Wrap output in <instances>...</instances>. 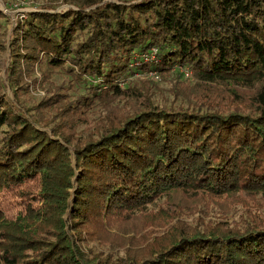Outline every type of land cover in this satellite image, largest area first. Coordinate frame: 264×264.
<instances>
[{
	"label": "trees",
	"instance_id": "obj_1",
	"mask_svg": "<svg viewBox=\"0 0 264 264\" xmlns=\"http://www.w3.org/2000/svg\"><path fill=\"white\" fill-rule=\"evenodd\" d=\"M65 1L17 15L7 73L13 92L22 61L96 80L92 95L55 99L64 121L68 106L122 94L133 52L154 45L158 57L143 67L189 65L202 79L256 84L257 108L149 102L81 136L7 96L0 78V264H264L256 217L199 232L166 222L144 251L116 259L81 245L174 189L264 193V0ZM9 20L0 8L3 35Z\"/></svg>",
	"mask_w": 264,
	"mask_h": 264
},
{
	"label": "rangeland",
	"instance_id": "obj_2",
	"mask_svg": "<svg viewBox=\"0 0 264 264\" xmlns=\"http://www.w3.org/2000/svg\"><path fill=\"white\" fill-rule=\"evenodd\" d=\"M5 2V0H3ZM11 11H7L11 23L5 35L0 32V42H5L7 51L0 44V78L3 92L16 98L30 112L42 119H54L65 123L67 130L85 136L109 118L127 112L133 107L149 104H184L185 106L216 105L224 110H255L253 86L227 80H207L198 77L193 69L192 76H185L179 64L170 71H160V77L151 74L150 68L142 65L129 67L125 80L120 86L124 91L120 95L104 93L88 104L76 103L68 106L63 115L55 113V99L62 101L77 100L81 95L91 94V83L96 80L87 74L76 73L67 66L51 65L47 60L34 64L21 62L18 87H13L8 78L10 66L11 32L15 27L16 16L27 12L28 8H38L45 2L58 3V9L70 5L65 0H6ZM17 3V4H16ZM1 5V3H0ZM2 50V51H1ZM107 87V86H104ZM96 100V101H95ZM94 103V105H93ZM55 107V108H54ZM74 120L71 122L70 120ZM50 130V127H48ZM1 135V130H0ZM13 204H11V207ZM66 216L71 217L70 209ZM252 217L264 220V193L246 190L216 195L207 191H186L174 189L163 193L145 208L136 209L123 217L111 220L108 227L100 233L98 239H91L86 233L81 243L87 252L102 253L112 259L125 256L127 252L144 251L151 231L168 230L166 222L176 223L183 231L199 232L211 225L232 228L245 224Z\"/></svg>",
	"mask_w": 264,
	"mask_h": 264
},
{
	"label": "built area",
	"instance_id": "obj_3",
	"mask_svg": "<svg viewBox=\"0 0 264 264\" xmlns=\"http://www.w3.org/2000/svg\"><path fill=\"white\" fill-rule=\"evenodd\" d=\"M0 3H1L0 8L3 11H5L6 13H8L7 11H11L8 8L7 4L3 0H0ZM33 9H37V8L31 7V8H28L27 10L29 11V10H33ZM25 16H26L25 13L20 14V17H25ZM15 18H16V22H17V16ZM16 22H15V24H16ZM158 52H159V49L156 45L151 46L150 48L142 50V51L135 50L133 52L132 57H131L130 66L131 65L139 66L143 63L155 61L158 57ZM179 66H180L181 71L185 74V76H192L193 75L192 68L189 65H179ZM149 72L151 74H154V76L157 78L160 77V70H158V69L150 68ZM122 80H125V78H122L121 80H119L120 84H121Z\"/></svg>",
	"mask_w": 264,
	"mask_h": 264
},
{
	"label": "water",
	"instance_id": "obj_4",
	"mask_svg": "<svg viewBox=\"0 0 264 264\" xmlns=\"http://www.w3.org/2000/svg\"><path fill=\"white\" fill-rule=\"evenodd\" d=\"M16 25V24H15Z\"/></svg>",
	"mask_w": 264,
	"mask_h": 264
}]
</instances>
